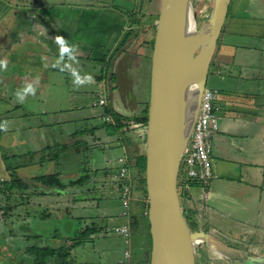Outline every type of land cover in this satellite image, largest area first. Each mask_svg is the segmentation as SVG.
Segmentation results:
<instances>
[{"label": "crops", "instance_id": "crops-1", "mask_svg": "<svg viewBox=\"0 0 264 264\" xmlns=\"http://www.w3.org/2000/svg\"><path fill=\"white\" fill-rule=\"evenodd\" d=\"M160 7L161 0H0V59L9 60L8 70L0 71V121H9L0 140V156L6 158L0 167L4 172L8 163L27 179L58 175L60 191L32 196L67 197L73 207L65 214L46 208L32 219L22 217L24 225H40L37 233L34 228L22 233L27 244L21 264L33 258L35 247L67 250L69 264H120L127 249L137 254L129 264L147 258L146 214L136 201L144 199L143 190L125 216L124 181L116 177L143 156L145 127L108 130L104 116L108 108L127 118L142 116ZM55 35L78 46L76 67L92 74L95 84L74 91L70 75L51 67L58 57ZM209 75L219 91L214 176L206 186L192 181L182 204L191 226L219 241V247L206 245L200 264H264V0H232ZM25 77L27 82L38 77L39 86L35 97L20 104L14 93ZM100 98L107 103L95 104ZM134 217L137 231L130 229L122 254L110 228L118 220L130 228ZM220 242L226 244L222 250Z\"/></svg>", "mask_w": 264, "mask_h": 264}, {"label": "water", "instance_id": "water-1", "mask_svg": "<svg viewBox=\"0 0 264 264\" xmlns=\"http://www.w3.org/2000/svg\"><path fill=\"white\" fill-rule=\"evenodd\" d=\"M194 1L161 0L156 23L143 154L149 264H197L206 245L219 247L212 234L192 229L179 179L232 0H209V31L198 43L190 17ZM137 225L134 217L130 223L134 233ZM220 245V250L226 247ZM136 256L133 252L131 261Z\"/></svg>", "mask_w": 264, "mask_h": 264}, {"label": "built area", "instance_id": "built-area-1", "mask_svg": "<svg viewBox=\"0 0 264 264\" xmlns=\"http://www.w3.org/2000/svg\"><path fill=\"white\" fill-rule=\"evenodd\" d=\"M218 97L219 91L217 89L206 87L203 92L199 116L186 149L180 173L179 186L183 187L184 192L190 191L192 181L196 180L202 186H206L214 176L211 154L213 149V135L218 131L220 125V117L215 109V103ZM106 103V99L100 98L95 104L102 106ZM104 120L108 123H114V118L111 116H106ZM126 160L123 158L120 159L122 162ZM135 174H137V170L132 166H127L121 169L116 175L117 178L124 181L120 189V198L124 207L123 215L125 216L129 215L131 202L135 200V195L139 192L137 189L138 186L135 183ZM136 178H138L137 175ZM147 213L148 209L145 210L146 216ZM114 231L124 235L126 242L130 244L132 233L128 225L117 226ZM130 258L131 252L127 249L123 254L121 264H129Z\"/></svg>", "mask_w": 264, "mask_h": 264}, {"label": "trees", "instance_id": "trees-1", "mask_svg": "<svg viewBox=\"0 0 264 264\" xmlns=\"http://www.w3.org/2000/svg\"><path fill=\"white\" fill-rule=\"evenodd\" d=\"M13 2L15 0H9V2ZM18 2H22L25 0H16ZM15 1V2H16ZM148 107H149V103L148 105H146V108L144 110V113L142 114V116L140 117H135V118H127V117H123L122 115H120L119 113H117L114 109L108 108L107 112L104 116V118L106 116H111L112 118H114V123H108L111 126H114V128L120 129L121 127H126L128 125H133V124H143L146 125L147 121H148ZM125 120H127V125L123 124L125 123ZM1 122V121H0ZM4 132H0V140L1 137L3 135ZM58 152V151H57ZM0 159L5 160L6 158L3 156H0ZM135 169L139 170V172L137 173L138 175H140L139 182L141 184V188L137 187L138 190H143L144 192V199H138L136 200L137 202H140L143 206H142V210H147L148 209V202H147V198H146V184H145V179L143 178V173L145 171V167H146V157L142 156L138 159H136V162L134 163ZM7 169L5 170L6 172L9 173V179L5 180V181H1L0 182V196H2L3 200H5V203L3 204V200H0V210L4 211V214L8 213V211L12 208L10 206V203L12 201V199L14 197H17V199H20L18 197H21L22 201H26L25 199H27V196L29 195H47L48 192H50L51 190H58L60 191L63 188V184L62 181L60 180L58 175H45V176H39L36 177L34 179H27L26 177H23L20 173H18V171L14 168H10L11 166L8 165L7 163ZM4 171V172H5ZM86 177H82L79 181H77L75 184H79V183H83L85 181ZM6 184V185H4ZM124 184V183H123ZM121 199V198H120ZM135 201V202H136ZM19 205V204H18ZM8 216V218H11L10 213L6 214ZM47 217H50L47 216ZM46 217V218H47ZM146 218V226H147V234L149 237L148 240V246L147 249L148 251H150L151 249V237L149 234V224L147 223V216ZM82 235V234H81ZM89 234H87L88 236ZM5 236V235H3ZM83 238L82 240H80L81 242L85 241V236L86 234L82 235ZM78 243V242H76ZM4 250L6 251V249L4 248ZM33 258L32 259H25L29 262V264H50L53 261H57L56 264H69L68 261L66 260V258L68 257V253L69 251L65 250V251H59L57 252L54 249H51L49 247H44V248H34L33 250ZM6 253H8L6 251ZM65 254V255H64ZM11 256V255H8ZM13 257V255H12ZM57 257V259H56ZM17 264H21V263H17ZM22 264L23 263L22 261ZM138 264H149V255L147 256V258H145L143 261H140Z\"/></svg>", "mask_w": 264, "mask_h": 264}, {"label": "rangeland", "instance_id": "rangeland-1", "mask_svg": "<svg viewBox=\"0 0 264 264\" xmlns=\"http://www.w3.org/2000/svg\"><path fill=\"white\" fill-rule=\"evenodd\" d=\"M31 1H33V0H30V2ZM16 2H18V1H16ZM154 35L155 34L152 32L151 43H153V41H154V39H153ZM14 68L17 69L16 66H14ZM97 68H99V71H100L101 67H97ZM66 76H67L66 74L62 75L63 79ZM207 80L208 81H207L206 87L213 88L214 83H213L212 75H209V78ZM70 81H71V78H70ZM96 87H98V86L96 85ZM146 95H147V100L150 99V83H148L146 85ZM146 103L148 105V101ZM87 107L89 109L92 108V106H87ZM68 108H70V107H68ZM143 126L145 127V125H143ZM112 127L113 126L108 125L107 129L108 130H110V128L113 129ZM145 129H146V127H145ZM52 132H53V135L57 134V131H55V129H53ZM144 135H145V130H144ZM143 147H144V149H143V154H144L146 152V147L145 146H143ZM1 168L2 167H0V182L9 179V177H8L9 175L5 174V172H3V170ZM143 178L145 179V171L143 173ZM4 185H6V184H4ZM179 192H180V195H182V193H183V187L182 186H179ZM18 198H20V199H17V197H14L10 203V206L12 208L8 211V213H10L11 218H8V216L6 215L8 213L4 214V211L0 210V264L21 263L22 259H20V258H21L22 251H23L22 247L25 246V244H27L25 242V240L23 241V238L25 236L22 233H24V230H26V229L29 230L30 228H34L35 233H37V228L39 227L40 223H38V225H37V223L33 224V222H31L29 226L24 225V224H22V221H21L22 217L27 216L29 219H32V217H34L35 215H39L46 208L48 209V211L53 210V211H58L59 213H64V214L66 212H68L69 208H73L71 206L72 205L71 199H69L67 197H63V196H52V197H49V196L48 197L47 196H31L24 202L22 201L21 197H18ZM0 200H3V198H1V196H0ZM4 201L5 200H3V204L5 203ZM122 206H123V204H122ZM85 207L87 208L86 203H85ZM77 209L80 210V208H76L74 211H77ZM123 209H124V207H123ZM123 222H124V220L116 221L115 224L110 228V232H109V234L111 233L115 236L114 237L115 246L121 247L122 254H123L124 249L129 248V243L126 242L124 235L118 234L114 230H115V227L121 226L123 224ZM11 226H14V231H13V228ZM50 226L51 225L44 226V228L51 229L52 227L50 228ZM4 232H7V233H4ZM5 234H8L10 237L14 236V238L18 239L17 241H23V242H21L20 244H16L15 242H11V241L8 242V240H7L8 237L3 236ZM30 241L33 242L32 239ZM9 243H13L14 246H12ZM4 248L6 249V251L8 253H6ZM148 253H149V251H148ZM8 255H11V256H8ZM12 255H13V257H12ZM56 259H57V257H56ZM23 263L29 264V262L27 260H23Z\"/></svg>", "mask_w": 264, "mask_h": 264}, {"label": "clouds", "instance_id": "clouds-1", "mask_svg": "<svg viewBox=\"0 0 264 264\" xmlns=\"http://www.w3.org/2000/svg\"><path fill=\"white\" fill-rule=\"evenodd\" d=\"M53 43L58 48V57L51 64L53 69H58L61 73L67 72L70 75L74 91H79L85 86L95 84V77L90 73L82 74L80 69L76 67L79 64V48L75 44H71L63 35H55L52 37ZM47 61V57H42ZM9 60L7 58L0 59V71H7ZM49 65L45 63V67ZM25 83L22 87L16 89L14 96L18 103L23 104L29 96L35 97L39 86V78H35L32 82H27L28 77H25ZM103 103V101H101ZM9 121L0 122V132H7Z\"/></svg>", "mask_w": 264, "mask_h": 264}, {"label": "bare ground", "instance_id": "bare-ground-1", "mask_svg": "<svg viewBox=\"0 0 264 264\" xmlns=\"http://www.w3.org/2000/svg\"><path fill=\"white\" fill-rule=\"evenodd\" d=\"M190 17L194 39L198 43L199 39L205 37L209 31V0H195L190 10Z\"/></svg>", "mask_w": 264, "mask_h": 264}, {"label": "flooded vegetation", "instance_id": "flooded-vegetation-1", "mask_svg": "<svg viewBox=\"0 0 264 264\" xmlns=\"http://www.w3.org/2000/svg\"><path fill=\"white\" fill-rule=\"evenodd\" d=\"M149 103V102H148ZM147 105V104H146ZM145 108H146V106H145ZM145 110V109H144ZM143 113H144V111H143ZM187 194H188V192H184L183 191V193H182V195H181V200H182V198H184V196H185V198H186V196H187ZM185 213H186V211H185ZM187 215V214H186ZM191 223V222H190ZM192 229L194 230V231H196V229H194L193 227H192ZM197 264H200V257H198V260H197Z\"/></svg>", "mask_w": 264, "mask_h": 264}]
</instances>
